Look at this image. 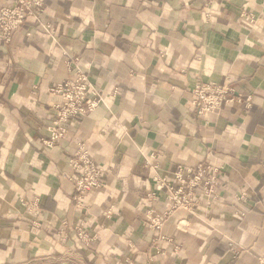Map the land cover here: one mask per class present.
I'll use <instances>...</instances> for the list:
<instances>
[{
	"label": "crops",
	"instance_id": "crops-1",
	"mask_svg": "<svg viewBox=\"0 0 264 264\" xmlns=\"http://www.w3.org/2000/svg\"><path fill=\"white\" fill-rule=\"evenodd\" d=\"M78 71L104 104L49 146ZM228 77L251 106L199 117L194 87ZM81 146L104 171L85 194ZM201 163L215 199L173 208L164 181ZM0 264H264V0H43L0 33Z\"/></svg>",
	"mask_w": 264,
	"mask_h": 264
},
{
	"label": "built area",
	"instance_id": "built-area-1",
	"mask_svg": "<svg viewBox=\"0 0 264 264\" xmlns=\"http://www.w3.org/2000/svg\"><path fill=\"white\" fill-rule=\"evenodd\" d=\"M11 1L12 3L8 6L0 9V33L1 39L4 41H10L12 35L27 18L37 14L43 6V0ZM44 29L49 31L51 25H44ZM225 83L226 85L201 84L195 86L193 92L198 114L218 113L225 103L242 101L241 95L231 82L227 80ZM51 92L61 96L62 103L56 105L59 113L57 120L52 125L49 145H53L57 139L65 137V123L79 121L88 112L94 111L104 103L98 87L93 85L88 76L80 71H78L76 80L60 83L52 87ZM71 162L73 174L69 176V180L74 183L78 193L85 194L103 185L104 171L84 147L81 146ZM173 179L174 183L172 184L164 181L168 190L167 198L170 201H176V205L173 207L195 211L202 201L210 204L215 199L218 185L221 182V171L210 163H202L197 167L180 166L173 174ZM164 219L154 220L155 228L160 229ZM81 235L84 236L83 233Z\"/></svg>",
	"mask_w": 264,
	"mask_h": 264
},
{
	"label": "rangeland",
	"instance_id": "rangeland-1",
	"mask_svg": "<svg viewBox=\"0 0 264 264\" xmlns=\"http://www.w3.org/2000/svg\"><path fill=\"white\" fill-rule=\"evenodd\" d=\"M14 34H15V33H14ZM14 34H13V35H14ZM13 35H12V38H13ZM12 38H11V40H12ZM11 40H10V41H11ZM75 80H76V79H75ZM227 80L230 81L231 79L228 77V78L225 79V81H224L223 83H220V84H203V85H226L225 82H226ZM72 81H74V80H68V81H65V82H63V83H66V82H72ZM230 82H231V81H230ZM59 84H60V83H59ZM231 84H232V82H231ZM198 85H201V84H198ZM232 85H233V84H232ZM55 86H56V85H55ZM233 87H234L235 90L239 93V91L236 89V87H235L234 85H233ZM194 88H195V87H194ZM98 89H99V88H98ZM193 90H194V89H193ZM100 92H101V91H100ZM193 93H194V92H193ZM239 94L241 95V98H242V101H241V102L234 101V102L225 103V104L222 106L221 110L223 109V107H225V105H228V104H230V103H241V104H243L244 102H246V105H247L248 107H250V106H251V103H252L251 96H248V97L244 98L243 95H242L241 93H239ZM101 95H102V93H101ZM58 96H59V95H58ZM102 96H103V95H102ZM194 96H195V95H194ZM60 97H61V96H60ZM61 100H62V97H61ZM103 100H104V98H103ZM194 102H195V99H194ZM61 103H62V101H61ZM61 103H59V104H61ZM59 104H57V105H59ZM103 104H104V103H103ZM101 105H102V104H101ZM101 105H100V106H101ZM100 106H99V107H100ZM97 108H98V107H97ZM97 108H96V109H97ZM195 108H196V106H195ZM221 110H220V111H221ZM91 112H93V111H91ZM91 112H88V113H91ZM58 113H59V111L57 110V115H58ZM88 113H87V114H88ZM196 113H197V112H196ZM218 113H219V112H218ZM87 114H86V115H87ZM210 114H217V113H209V114H207V115H210ZM86 115H85V116H86ZM197 115H198L199 117H201V118L207 116V115H200V114H198V113H197ZM81 119H82V118H81ZM81 119H80V120H81ZM80 120H79V121H80ZM77 122H78V121H77ZM65 124H66V123H65ZM52 125H53V124H52ZM52 125H51V127L49 128L50 139H49L48 141H46V144H47V145H49L48 142H50V140H51V136H52L51 129L53 128ZM65 129L67 130V127H66V126H65ZM66 130H65V132H66V134H67L68 130H67V131H66ZM66 134L64 133L65 136H66ZM60 139H62V138H59V140H60ZM59 140L57 139V142H58ZM49 146H51V145H49ZM73 159H74V158H73ZM73 159H72V160H73ZM72 160H71V161H72ZM95 162H96V161H95ZM96 163H97V162H96ZM71 164H72V162H71ZM97 164H98V163H97ZM201 164H202V163H201ZM180 166H189V165H179V167H180ZM179 167H178V168H179ZM191 167H194V166H191ZM195 167H197V166H195ZM177 170H178V169H177ZM177 170H176V171H177ZM176 171H175V172H176ZM175 172H174V173H175ZM174 173H173V174H174ZM102 181H103V178H102ZM99 188H100V187H99ZM95 189H97V188H95ZM92 190H94V189H92ZM92 190H91V191H92ZM167 197H168V196H167ZM171 203H172V207L176 205V204H175L176 201H173V200H172ZM27 205H28L29 207H31L32 209L36 210V209L38 208V206H39V202H38V200H34V201L29 202ZM173 208H174V207H173ZM180 209H184V208H180ZM184 210H187V209H184ZM187 211H189V210H187ZM79 235H80V237H82V238H86V237H84V236L81 235V232L79 233Z\"/></svg>",
	"mask_w": 264,
	"mask_h": 264
}]
</instances>
